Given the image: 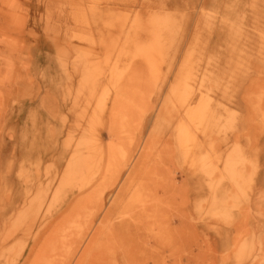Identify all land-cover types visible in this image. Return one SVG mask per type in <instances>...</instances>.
Wrapping results in <instances>:
<instances>
[{
    "label": "rangeland",
    "instance_id": "1",
    "mask_svg": "<svg viewBox=\"0 0 264 264\" xmlns=\"http://www.w3.org/2000/svg\"><path fill=\"white\" fill-rule=\"evenodd\" d=\"M143 261L264 264V0H0V264Z\"/></svg>",
    "mask_w": 264,
    "mask_h": 264
},
{
    "label": "bare ground",
    "instance_id": "2",
    "mask_svg": "<svg viewBox=\"0 0 264 264\" xmlns=\"http://www.w3.org/2000/svg\"><path fill=\"white\" fill-rule=\"evenodd\" d=\"M145 152V151H144ZM173 153V152H172ZM146 154V153H145ZM143 158V157H142ZM66 165H67V163H66ZM141 166V165H140ZM106 168V167H105ZM134 168V167H133ZM141 168V167H140ZM138 169H139V166H138ZM181 171V170H180ZM87 184V183H86ZM88 185V184H87ZM100 186V185H99ZM89 187V186H88ZM87 187V188H88ZM87 188H83V189H81V190H79L80 192L78 193V194H83L84 193V191H85V189H87ZM163 188V187H162ZM166 189V188H165ZM161 190V189H160ZM158 191V190H157ZM179 191V190H178ZM166 192V191H165ZM172 193V192H171ZM183 193V192H182ZM163 194H164V192H163ZM178 194V193H177ZM165 195V194H164ZM170 195V194H169ZM184 195V194H183ZM166 196H168V195H166ZM183 197V196H182ZM162 199L163 198H165V197H161ZM169 198V197H168ZM168 198L166 199H163L164 201L166 200H168ZM185 198V197H184ZM158 199H160L159 197H158ZM151 200H154V199H151ZM156 200V199H155ZM170 200V199H169ZM168 200V201H169ZM183 200H185V199H183ZM160 201H161V199H160ZM92 202V201H91ZM170 202V201H169ZM181 203H182V201H180ZM184 202V201H183ZM89 193L88 194H86V195H84V196H82V197H80L79 199H77L73 204H70V205H72L71 206V208H70V210H69V208H67V209H65V211H70V214H73L74 216L76 215L77 217H80V216H82V214L81 213H84V212H89ZM94 203V202H93ZM166 203V202H165ZM91 204V203H90ZM152 204V203H151ZM159 204H163V201L161 202V203H159ZM169 203L167 202L166 203V205H168ZM166 205H165V207H166ZM69 206V205H68ZM158 206V205H157ZM147 207V206H146ZM148 207H149V205H148ZM147 207V208H148ZM91 208H93V207H91ZM145 208V207H144ZM150 209H151V207H150ZM146 210H149V209H146ZM161 210V209H160ZM145 211V210H144ZM151 211H152V209H151ZM143 212V211H142ZM165 212V211H164ZM146 213V212H145ZM85 214H87V213H84V215ZM166 214V213H165ZM145 215H147V214H145ZM149 215H151V213L149 214ZM112 216V215H111ZM153 216V215H152ZM76 218V217H75ZM143 218V217H142ZM153 218H154V216H153ZM73 220V219H72ZM79 221L80 222H82L81 220H80V218H79ZM79 221H77L78 223L77 224H79ZM70 223V222H69ZM69 223H65V224H68V226H69ZM76 223V222H75ZM167 223H168V221H167ZM77 224H75L76 226H77ZM74 225V224H73ZM74 225V226H75ZM71 226V225H70ZM73 226V227H74ZM140 226V225H139ZM166 227H167V224L165 225ZM66 227H67V225H66ZM82 227V226H81ZM79 228V227H78ZM163 228H164V226H163ZM170 228V227H169ZM75 229V231H77V229L76 228H74ZM162 229V228H161ZM71 230V229H70ZM72 230H73V228H72ZM89 230V229H88ZM165 230V229H164ZM74 231V230H73ZM168 232V231H167ZM169 233H170V231H169ZM72 236V235H71ZM76 235L74 234L73 235V239L72 240H76V237H75ZM100 236V235H99ZM149 237V236H148ZM65 240V239H64ZM72 240H71V242H72ZM147 240V239H146ZM145 240V242H148V241H146ZM69 241V240H68ZM68 241H67V243H68ZM70 242V241H69ZM75 242V241H74ZM149 242H150V240H149ZM65 243H66V241H65ZM152 243V242H151ZM72 244H73V242H72ZM72 244H70V246L68 245V248L69 249H74V247H72L73 245ZM94 244H95V242H94ZM66 245V244H65ZM65 245H63V246H65ZM88 246H89V243L87 244ZM140 245V244H139ZM145 245V244H144ZM87 246V247H88ZM99 246V245H98ZM147 246V245H146ZM149 246V245H148ZM76 247V246H75ZM139 247V246H138ZM152 247V246H151ZM65 248V247H64ZM67 248V249H68ZM96 248V247H95ZM133 248V247H132ZM146 248H150V247H146ZM145 248V250H147ZM120 249V248H119ZM63 250H65V249H63ZM93 250H94V248H93ZM92 250V251H93ZM151 250V249H150ZM150 250H148V251H150ZM66 252V251H65ZM152 252V255H150V257L151 258H153L152 256L153 255H156V254H153V252L154 251H151ZM156 252V251H155ZM88 253V252H87ZM141 253V252H140ZM91 254V253H90ZM87 255V254H86ZM108 255V254H107ZM135 256V255H134ZM147 256V255H146ZM90 257V256H89ZM88 257V258H89ZM100 257V256H99ZM125 258H126V255L125 254H123L122 255V259H124L125 260ZM130 258V257H129ZM156 259V258H155ZM144 260H146L145 258H144ZM145 261H143V263H144ZM151 262V261H150ZM86 263V262H85ZM135 263V262H134ZM87 264H88V262H87ZM137 264V263H136ZM141 264V263H140ZM144 264H146V263H144Z\"/></svg>",
    "mask_w": 264,
    "mask_h": 264
}]
</instances>
